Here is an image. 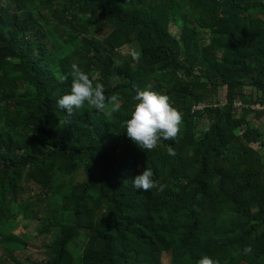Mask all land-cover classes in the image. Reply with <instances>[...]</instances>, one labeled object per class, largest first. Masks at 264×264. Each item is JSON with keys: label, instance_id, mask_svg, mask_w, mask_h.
<instances>
[{"label": "trees", "instance_id": "trees-1", "mask_svg": "<svg viewBox=\"0 0 264 264\" xmlns=\"http://www.w3.org/2000/svg\"><path fill=\"white\" fill-rule=\"evenodd\" d=\"M73 63L107 97L118 96V112L58 107ZM248 86L258 96L238 109L234 100L244 101ZM138 88L168 95L183 116L178 136L152 150L125 131ZM257 101L264 0H0V249L29 243L13 231L17 215L33 214V200L22 196L32 180L55 187L54 212L68 216L40 219V232L60 228L34 264H164L165 252L170 264H199L205 255L264 264ZM200 103L207 105L194 108ZM146 167L163 191L134 188Z\"/></svg>", "mask_w": 264, "mask_h": 264}, {"label": "clouds", "instance_id": "clouds-1", "mask_svg": "<svg viewBox=\"0 0 264 264\" xmlns=\"http://www.w3.org/2000/svg\"><path fill=\"white\" fill-rule=\"evenodd\" d=\"M71 91L57 101L61 110H66L71 115L75 109L82 108L85 104L100 112L111 115L121 108L116 95L107 97L101 83L94 85L89 75L77 63L71 65ZM136 103L131 116L125 124L126 134L142 150L154 149L161 139L174 140L181 131L183 122L182 113L170 103L168 95L153 91L150 88L137 89L133 98ZM109 106H111L109 108ZM169 155L174 156L175 151L169 148ZM136 190L145 191L158 188L163 191L164 185L157 183L153 178V171L146 167L141 174L132 179ZM243 251L249 253L252 247L246 246ZM199 264H219L218 260L205 255L199 259Z\"/></svg>", "mask_w": 264, "mask_h": 264}, {"label": "rangeland", "instance_id": "rangeland-1", "mask_svg": "<svg viewBox=\"0 0 264 264\" xmlns=\"http://www.w3.org/2000/svg\"><path fill=\"white\" fill-rule=\"evenodd\" d=\"M105 32L106 29L101 31V33ZM225 91V88H221L219 90L218 96L223 98ZM245 92L247 96L245 97L246 99L244 100V102L246 103H251V98L258 96L256 89L249 86L246 88ZM263 123L258 124L259 128L264 132ZM261 152L264 155V147L261 148ZM79 178H82L81 173L77 175L74 180H77ZM23 189L24 191L22 193V196L24 198L31 197L34 202V210L33 214L28 219L23 218L22 214L17 215V218L15 220L17 226L13 232L20 236L29 235L30 240L27 247H25L21 251L3 253V250L0 249V256L2 255L1 257L3 264H11L13 263V261H17L19 262V264H34V262L46 259L47 256L39 250V246L43 240L49 239L52 234H57L59 232L60 226H55L51 228V232H40L38 231V227L41 225L40 219L50 218L54 221H56L57 219L65 221L68 220L67 215H61L63 214V212H54L55 207L58 205L55 187L48 191L44 190L34 181L27 180L23 183ZM12 221H14V219ZM86 232V230L83 232L81 238L77 241L76 246H74L75 251H78V253H81V244H83L86 240ZM76 257V263H79V256L77 255ZM163 261L164 264H170L169 252H165L163 254Z\"/></svg>", "mask_w": 264, "mask_h": 264}, {"label": "built area", "instance_id": "built-area-1", "mask_svg": "<svg viewBox=\"0 0 264 264\" xmlns=\"http://www.w3.org/2000/svg\"><path fill=\"white\" fill-rule=\"evenodd\" d=\"M234 104L235 106L239 109L241 108L242 106L244 107H248L249 105L246 104V102H244L243 100H234ZM207 104L206 103H200L198 105H196L194 108H198V109H201L203 108L204 106H206ZM253 109H256V110H261L264 112V102L262 101H257V102H254L253 104L250 105Z\"/></svg>", "mask_w": 264, "mask_h": 264}, {"label": "crops", "instance_id": "crops-1", "mask_svg": "<svg viewBox=\"0 0 264 264\" xmlns=\"http://www.w3.org/2000/svg\"><path fill=\"white\" fill-rule=\"evenodd\" d=\"M263 117H264V114L262 115V119H260V120L258 121L259 124H262V123L264 122ZM259 124H258V125H259ZM263 124H264V123H263Z\"/></svg>", "mask_w": 264, "mask_h": 264}]
</instances>
